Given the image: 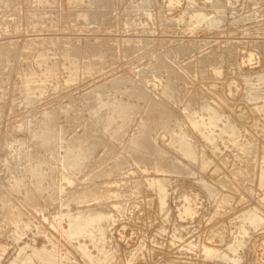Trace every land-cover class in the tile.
Listing matches in <instances>:
<instances>
[{"label": "rangeland", "instance_id": "374dc122", "mask_svg": "<svg viewBox=\"0 0 264 264\" xmlns=\"http://www.w3.org/2000/svg\"><path fill=\"white\" fill-rule=\"evenodd\" d=\"M1 193L0 264H264V0H0Z\"/></svg>", "mask_w": 264, "mask_h": 264}, {"label": "bare ground", "instance_id": "6f19581e", "mask_svg": "<svg viewBox=\"0 0 264 264\" xmlns=\"http://www.w3.org/2000/svg\"><path fill=\"white\" fill-rule=\"evenodd\" d=\"M78 4H79V3H78ZM78 4H77V5H78ZM91 18H92V17H91ZM205 18H206V17H205ZM77 54H78V53H77ZM79 54H80V53H79ZM66 55H67V54H66ZM75 57H76V55H75ZM72 58H73V57H72ZM86 59H87V58H86ZM79 65H80V64H79ZM73 66H74V65H73ZM80 67H81V66H80ZM74 69H75V67H74ZM78 69H79V68H78ZM81 69H82V68H81ZM75 70H76V69H75ZM76 71L78 72V70H76ZM25 94H26V93H25ZM142 98H143V97H142ZM111 103H112V102H111ZM101 104H102V103H101ZM104 104H105V103H104ZM113 105H114V104H113ZM128 106H129V105H128ZM112 107H113V106H112ZM116 108H117V107H116ZM128 108H129V107H128ZM100 109H101V108H100ZM132 109H133V108H132ZM212 111L214 112V110H212ZM212 111H211V113H212ZM211 113H210V115L214 114V113H212V114H211ZM215 113L217 114V111H216ZM107 114H108V113H107ZM115 114H116V113H115ZM189 115H190V114H189ZM219 115H220V114H219ZM214 116L216 117V116H218V114H217V115H214ZM214 116L212 115V117H214ZM189 118L192 119L193 116H191V117L189 116ZM103 119H104V118H103ZM58 121H59V120H58ZM107 122H108V121H107ZM192 122H194L195 124L197 123V122H195L193 119H192ZM143 123H144V122H143ZM205 124H207V123H206V122L203 123V125L205 126V128H207V126H209V125H208V124L205 125ZM212 124H213V123H212ZM201 125H202V124H201ZM201 127H202V129H203V133H204V130H205V129L203 128V126H201ZM45 129H46V128H45ZM42 130H43V129H42ZM59 130H60V129H59ZM201 132H202V130H201ZM208 132H209V131H208ZM210 132H212L211 129H210ZM181 133H182V132H181ZM183 133H184V132H183ZM203 133H202V134H203ZM206 133H207V131H206ZM206 133H205V134H206ZM212 133H213V132H212ZM230 133H231V132H230ZM93 134H94V133H93ZM184 134H186V133H184ZM184 134H183V135H180V134H179V135L182 136V138H187L188 136H186V135H184ZM208 134H209V133H208ZM210 135H213V134H210ZM180 136H179V138H180ZM183 136H184V137H183ZM185 136H186V137H185ZM206 136H207V135H206ZM209 138H210V137H209ZM209 138H208V139H209ZM175 139H177V137H176ZM189 139H190V138H189ZM180 140H181V139H179L178 141H180ZM182 140H183V139H182ZM184 140H185V139H184ZM209 140H210V139H209ZM83 141H84V140H83ZM85 141H86V140H85ZM110 141H111V140H110ZM186 141H187L186 143H188V140H187V139H186ZM189 141H191V140H189ZM49 142H50V141H49ZM183 142H184V141H183ZM79 143H80V142H79ZM180 143H182V142H180ZM184 143H185V142H184ZM185 145H186V144H185ZM187 145H188V144H187ZM182 146H184V144L181 145V148H182ZM193 146H194V145H193ZM248 146H249V145H248ZM81 147H83V146H81ZM184 147H186V146H184ZM194 147H195V146H194ZM194 147H193V148H194ZM92 148H93V147H92ZM189 148H191V147H189ZM155 149H156V148H155ZM187 149H188V146H187ZM194 149H195V148H194ZM244 149H245V148H244ZM76 150H77V149H76ZM157 150H158L160 153H162L163 155L166 153L165 149L159 148V149H157ZM183 150H184V149H183ZM189 150H190V149H189ZM184 151H185V150H184ZM196 151H197V150H196ZM243 151H244V150H243ZM185 152H186V151H185ZM244 152H245V151H244ZM20 153H21V152H20ZM194 153H196V152H194ZM261 153H262V152H261ZM191 154H192V153H191ZM186 155H189V153L186 154ZM192 155H193V154H192ZM256 155H257V154H256ZM193 156H194V155H193ZM193 156H191V157H193ZM195 156H197V155L195 154ZM244 156H245V155H244ZM246 157H247V160L250 159L249 156H246ZM159 159H160V158H159ZM178 159H179V158H178ZM178 159H175L176 161H175L174 164L171 163L170 165H169V164L167 165V163H165L166 165L164 164V165H162L161 167H162L163 169H169L170 171H171V169H172L173 171H175V170L177 171V170H179V168L182 166V164H181L182 161H180V160H178ZM255 161H256V160H255ZM246 162H247V161H246ZM250 162H251V161H250ZM252 162H253V161H252ZM34 164H35V163H34ZM61 164H62V163H61ZM246 164H247V163H246ZM249 164H251V163H249ZM247 165H248V164H247ZM36 166H37V165H36ZM40 166H41V165H40ZM248 168H249V167H248ZM35 169H36V168H35ZM245 170H246V169H245ZM259 170H260V169H259ZM246 171H248V169H247ZM243 175H244V174H243ZM12 176H13V175H12ZM15 176H16V175H15ZM10 178H11V177H10ZM18 178H19V177H18ZM18 178H17V179H18ZM32 178H33V177H32ZM11 179H12V178H11ZM11 179H10V180H11ZM15 179H16V177H15ZM17 179H16V180H17ZM63 179H64V178H63ZM12 180H13V179H12ZM16 180H14V181H16ZM18 180H21V179H18ZM235 180H236V179H235ZM14 181H13V182H14ZM16 182H17V181H16ZM18 182H19V181H18ZM41 182H42V181H41ZM247 182H248V181H247ZM11 183H12V182H11ZM21 183H22V182H21ZM21 183H20V184H21ZM239 183H240V182H239ZM9 184H10V183H9ZM55 184H56V183H55ZM11 185H13V184H11ZM16 185H19V184L16 183ZM56 185H57V184H56ZM15 187H16V186H15ZM15 187H14V188H15ZM19 187H20V185H19ZM22 187H24V186H22ZM55 187H57V186H55ZM58 187H59V186H58ZM14 188H12V189H14ZM24 188H26V187H24ZM162 188H163V186H162ZM16 189H17V188H15V190H16ZM27 189H28V188H27ZM56 189H57V188H56ZM56 189H55V190H56ZM19 190H20V189H19ZM21 191H23V190L21 189ZM21 191H20V192H21ZM28 191H29V189H28ZM28 191H26V193H28ZM98 191H99V190H98ZM102 192H103V191H102ZM2 193H3V192H2ZM2 193H1L0 195H2ZM5 193H6V192H5ZM28 194H29V193H28ZM28 194H27V196H28ZM31 194L33 195V192H32ZM55 194H57V193H55ZM93 194H94V193H93ZM95 194H96V193H95ZM7 195H9V194L6 193L5 197H7ZM32 195H29V197H31ZM25 196H26V195H25ZM25 196H24V197H25ZM27 196H26V198H29V197H27ZM73 196H74V195H73ZM93 196H94V195H93ZM0 197H1V196H0ZM3 197H4V195H3ZM10 197H11V195L8 196L9 201H11V203H9L8 205H10V208H11V204H12L13 206L16 204V203H15V204L12 203V202H14L16 199L14 200V198H11V199L14 200V201H12V200H10ZM12 197H13V196H12ZM1 199H3V198L1 197ZM24 199H25V198H24ZM24 199H23V201H25ZM31 199H32V198H31ZM31 199H30V200L28 199V200L31 202ZM38 199H39V198H38ZM3 200H4V199H3ZM19 200H20V199H19ZM33 200H34V199H33ZM6 201H7V199H6ZM29 201H28V203H29ZM67 201H68V200H67ZM7 202H8V201H7ZM15 202H16V201H15ZM21 202H22V201H21ZM21 202L19 201V203H21ZM26 202H27V201H25V203H26ZM32 202H33V201H32ZM32 202H31V203H32ZM224 202H225V201H224ZM2 203H3V202H2ZM2 203H1V201H0V204H2ZM4 203L6 204L5 201H4ZM4 203H3V204H4ZM17 203H18V201H17ZM31 203H30V204H31ZM5 204H4V206H5ZM23 204H24V203H23ZM33 204L36 205V200H35V203H33ZM19 205H20V204H19ZM1 206H2V205H1ZM1 206H0V207H1ZM16 206H17V205H16ZM16 206H15V208H13L14 210L16 209ZM24 206H26V205H24ZM36 207H37V206H36ZM38 207H39V206H38ZM2 208H5V207L2 206ZM7 208H9V207H7ZM10 208H9V209H10ZM17 208L19 209L20 207L17 206ZM25 208H26V207H24V209H25ZM106 208H107V207H106ZM22 209H23V208H22ZM24 209H23V211H24ZM38 209H39V208H38ZM102 209H103V208H102ZM107 209H108V208H107ZM4 210H5V209H4ZM4 210H2V211H4ZM20 210H21V209H20ZM39 210H41V209H39ZM5 211H6V210H5ZM8 211L14 212V211L12 210V208H11L10 210H7L6 212H8ZM25 211H26V210H25ZM35 211L38 212V210H36V209H35ZM83 211H84V210H83ZM6 212H4V213L1 212V213H2V214H5V216L8 215L7 217H9V214H8V213L6 214ZM16 212L19 213V211H16ZM16 212H15V213H16ZM95 212H96V211H95ZM98 212H99V211H98ZM101 212H102V211L100 210V213H101ZM103 212H104V211H103ZM108 212H109V210H108ZM9 213H10V212H9ZM18 213H17V214H18ZM27 213H28V211H27ZM32 213H33V212H32ZM38 213H40V212H38ZM42 213H43V212H42ZM100 213H99V215L103 214V213H101V214H100ZM2 214H1V215H2ZM10 214H11V213H10ZM20 214L23 215V214H25V213L21 212ZM20 214H19V217H20ZM66 214H67V213H66ZM91 214H92V213H91ZM97 214H98V213H97ZM257 214H258V213H257ZM22 215H21V216H22ZM40 215H41V214H40ZM63 215H65V214L63 213L62 216H63ZM75 215H76V214H75ZM95 215H96V214H95ZM11 216H12V215H11ZM14 216H18V215L15 214ZM14 216H13V218L10 217L11 220L14 219ZM25 216H26V215H25ZM43 216H44V215H43ZM93 216H94V215H93ZM7 217H5V218H7ZM27 217H28V215L26 216V218H25V217H24V218H25L26 220H28ZM31 217H32V216H31ZM31 217H28V218H31ZM91 217H92V216H91ZM97 217H98V216H97ZM5 218H4V219H5ZM99 218H100V217H99ZM99 218H98V219H99ZM19 219H21V218H19ZM19 219H18V220H19ZM25 219H24V220H25ZM70 219H72V217H71ZM102 219H103V218H102ZM2 220H3V219H2ZM22 220H23V219H22ZM72 220H73V219H72ZM9 221H10V220H9ZM9 221H7V223H8ZM14 221H15V220H14ZM14 221H13V222H14ZM16 221H17V219H16ZM30 221H31V220H30ZM83 221H84V220H83ZM96 221H97V220H96ZM4 222H5V221H4ZM10 222H11V221H10ZM25 222H26V221H25ZM28 222H29V221H28ZM71 222L76 223L75 221H71ZM79 222H80V221H79ZM255 222H256V221H255ZM11 223H12V222H11ZM11 223H10V225H11ZM17 223H18V221H17ZM17 223H16V224H17ZM20 223H21V221H20ZM20 223H19V226L21 227ZM80 223H81V222H80ZM84 224H85V223H84ZM103 224H104V223H103ZM8 225H9V224H8ZM13 225H14V224H13ZM26 225H27V224H26ZM76 225H77V224H76ZM96 225H97V224H96ZM100 225H101V224H100ZM14 226L16 227V225H14ZM79 226H80V225H79ZM12 227H13V226H12ZM20 227H19V228H20ZM92 227H93V226H92ZM103 227H104V226H103ZM181 228H182V227H181ZM14 229H15V228H14ZM77 229H78V228H77ZM15 230H17V228H16ZM72 230H73V229H72ZM21 231L24 233L23 230H21ZM77 231H78V230H77ZM97 231H98V230H97ZM17 232H18V231H17ZM101 232H102V231H101ZM72 233H74V232H72ZM77 233H78V232H77ZM80 233H81V232H80ZM74 234L77 235L76 233H74ZM74 234H73V235H74ZM85 234H86V233H85ZM73 235H72V236H73ZM73 237H74V236H73ZM102 241H103V240H102ZM78 244H79V243H78ZM24 246H25V245H24ZM33 246H34V245H33ZM43 246H44V245H43ZM45 246H46V245H45ZM45 246H44V247H45ZM51 246H52V245H51ZM77 246H78V245H77ZM79 246H80L81 253H82L87 259L90 258V259H89V260H90L89 263L91 262V260H93L94 258H96L94 255L92 256L91 252L87 249V247H85V246H83V245H79ZM98 246H99V245H98ZM102 246H103V245H102ZM28 247H29V246H28ZM44 247H42V248L44 249V252H45V250H47V249H45ZM48 247H49V246H48ZM56 247H57V246H56ZM74 247H75V246H74ZM106 247H107V246H106ZM106 247H105V249H106ZM21 248H22V247H21ZM24 248H25V247H24ZM24 248H22V250H23ZM30 248H31V247H30ZM33 248H34V247H33ZM36 248H38V247H36ZM76 248H77V247H76ZM25 249H28V248H25ZM31 249H32V248H31ZM31 249H29V251H30ZM39 249H40V248H39ZM52 249H53V248H52ZM78 249H79V248H78ZM41 250H42V249H41ZM41 250H40V251H41ZM54 250H55V249H54ZM54 250H52L53 253H54ZM57 250H58V249H57ZM59 250H60V249H59ZM80 250H79V251H80ZM210 250H211V249H210ZM34 251L36 252V249H35ZM40 251H39V252H40ZM30 252H31V251H30ZM32 252H33V251H32ZM35 252H33V253H34V254H37V253H35ZM46 252H47V251H46ZM50 252H51V251H50ZM52 252H51V254H52ZM58 252H59V251H58ZM61 252H62V251H61ZM61 252H60V256H61ZM210 252H211V251H210ZM18 253H19V252H17V254H18ZM33 253H31V254L33 255ZM41 253H42V252H41ZM47 253H48V252H47ZM55 253H56V252H55ZM64 253H65V252H64ZM67 253H68V252H67ZM67 253H66V254H67ZM24 254H25V253H24ZM31 254H30V255H31ZM39 254H40V253H39ZM94 254H95V253H94ZM98 254H100V253H98ZM27 255H29V254L27 253ZM45 255H46V254H45ZM45 255H44V257H45ZM48 255H49V257H48V256H47V257L50 258V254H48ZM56 255L58 256L57 253H56ZM56 255H54V256H56ZM63 255H64V254H63ZM67 255H68V254H67ZM209 255H210V254H209ZM19 256L21 257V256H24V255H23V253H22V255L19 254ZM19 256H17V257L19 258ZM34 256H35V255H34ZM40 256H41V255H39V258H38V259H40ZM42 256H43V254H42ZM51 256H53V255H51ZM54 256H53V257H54ZM91 256H92V257H91ZM25 257L28 258V256H25ZM37 257H38V256H37ZM44 257H43V258H44ZM58 257H59V256H58ZM93 257H94V258H93ZM15 258H16V257H15ZM56 258H57V257H56ZM60 258H62V257H60ZM91 258H93V259H91ZM19 259L21 260V259H24V258L21 257V258H19ZM19 259H16V260H19ZM30 259H32V258H30ZM41 259H42V258H41ZM44 259H46V258H44ZM64 259H65V257H64ZM66 259H68V258H66ZM97 259H98V257H97ZM97 259H96V260H97ZM108 259H109V258H108ZM20 260H19V263H20ZM28 260H29V259H27V261H28ZM42 260H43V259H42ZM48 260H50V259H48ZM112 260H113V259H112ZM14 261H15V260H14ZM14 261H12V262H14ZM24 261H26V260L24 259ZM43 261H44V260H43ZM45 261H47V260H45ZM51 261H55V260H54V259H53V260L51 259ZM65 261H67V260H65ZM94 261H95V260H94ZM98 261L100 262V259H99ZM109 261H110V260H109ZM113 261H114V260H113ZM22 262H23V261H22ZM22 262H21V263H22ZM29 262H30V261H29ZM32 262H33V261H32ZM32 262H31V263H32ZM69 262H70V261H69ZM92 262H93V261H92ZM96 262H97V261H96ZM115 262H116V261H115ZM115 262H114V264H115ZM15 263H17V262H15ZM24 263H26V262H24ZM24 263H22V264H24ZM41 263H42V262H41ZM43 263H44V262H43ZM46 263H47V262H46ZM52 263H54V262H52ZM59 263H61V262H59ZM75 263H76V262H75ZM11 264H12V263H11ZM26 264H29V263H26ZM48 264H49V262H48ZM54 264H57V263H54ZM62 264H65V262L63 263V260H62ZM69 264H70V263H69ZM90 264H91V263H90ZM112 264H113V263H112ZM116 264H117V262H116Z\"/></svg>", "mask_w": 264, "mask_h": 264}]
</instances>
